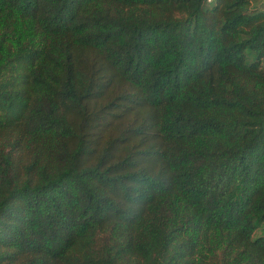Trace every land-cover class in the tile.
I'll list each match as a JSON object with an SVG mask.
<instances>
[{
  "label": "trees",
  "instance_id": "1",
  "mask_svg": "<svg viewBox=\"0 0 264 264\" xmlns=\"http://www.w3.org/2000/svg\"><path fill=\"white\" fill-rule=\"evenodd\" d=\"M264 0H0V264H264Z\"/></svg>",
  "mask_w": 264,
  "mask_h": 264
},
{
  "label": "rangeland",
  "instance_id": "2",
  "mask_svg": "<svg viewBox=\"0 0 264 264\" xmlns=\"http://www.w3.org/2000/svg\"><path fill=\"white\" fill-rule=\"evenodd\" d=\"M259 235H264V223L255 230V232L253 233V237L259 236Z\"/></svg>",
  "mask_w": 264,
  "mask_h": 264
}]
</instances>
